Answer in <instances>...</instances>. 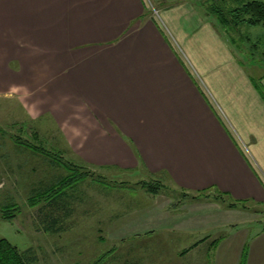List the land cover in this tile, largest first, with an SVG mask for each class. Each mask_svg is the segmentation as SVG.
Instances as JSON below:
<instances>
[{"label":"crops","instance_id":"0c3cea01","mask_svg":"<svg viewBox=\"0 0 264 264\" xmlns=\"http://www.w3.org/2000/svg\"><path fill=\"white\" fill-rule=\"evenodd\" d=\"M196 1L0 0V90L86 165L264 205V94ZM201 199L119 217L103 264H264V223Z\"/></svg>","mask_w":264,"mask_h":264},{"label":"rangeland","instance_id":"374dc122","mask_svg":"<svg viewBox=\"0 0 264 264\" xmlns=\"http://www.w3.org/2000/svg\"><path fill=\"white\" fill-rule=\"evenodd\" d=\"M244 1L246 0H226L225 2L200 0L201 13L204 12V8L209 12L208 10L214 5L220 7L222 4V7L233 8ZM149 8L152 12L151 9L158 7L153 4ZM211 14L214 17L212 21L216 19V24H220L217 15L212 12ZM220 26L221 28L217 26V30H222V33L224 32L228 36L229 45L234 55L238 57L239 62L245 67L247 66L248 72L252 75L251 78L255 80L264 94V85L260 79L264 69L260 66L257 52L250 50V43L264 35V25L249 27L242 24L238 26L237 31L226 29L221 24ZM247 37L250 38V42L246 40ZM249 51L254 52L253 57L249 55ZM203 87L207 91L206 87ZM3 93L5 92L0 90V210L4 204L15 202L18 204L20 212L15 218L9 220L2 219L0 215V238H6L19 250H28L29 255L33 256L35 260L31 264H91L92 259L101 253V247L103 249L115 245L108 241L106 243L99 241L98 238L106 239L108 227L119 217H122L120 220L132 219L134 214L141 217L142 212L148 210L145 213L148 214L158 207H162L159 211L163 214L165 211L170 212L171 210L178 212L183 207L186 208L190 204L203 201L192 198V193L184 192L185 195L167 178L152 175L143 169L124 171L115 167L100 168L86 165L67 148L51 117L46 116L40 120H32L25 113L19 101L7 99ZM221 115L230 132L243 145L244 142L240 134L238 135L224 114ZM24 140L35 143L42 141L53 153L58 150L63 151L64 157L72 158L76 164L84 165L95 176L103 180V182L92 183L87 179L78 187L76 200L74 199L72 204V215L65 220V229L59 233H47L38 228L36 209L28 206L26 202L32 184L43 179L47 174V169L43 164L42 160L45 157L42 154H34L28 148L23 147L21 143H17ZM144 182L157 183L162 188L156 195H153L143 188L142 183ZM206 195L207 198L203 199H207L211 203L216 202L223 209L243 211L242 216L246 219L240 223L243 222L241 225H244L245 228H252L256 231L264 223V205L244 201L237 207L228 208L225 196H219L216 192H206ZM111 231H113L112 228ZM206 233L211 234L212 232H201V237L209 238L207 242L217 239L214 234L205 236ZM171 235L163 234L156 238H159L157 241L158 244H161L160 247H165L166 238H172L173 240L168 241L171 244L166 246L172 247V251H176L175 245L179 239L171 237Z\"/></svg>","mask_w":264,"mask_h":264},{"label":"trees","instance_id":"16d2710c","mask_svg":"<svg viewBox=\"0 0 264 264\" xmlns=\"http://www.w3.org/2000/svg\"><path fill=\"white\" fill-rule=\"evenodd\" d=\"M221 1L225 2L226 0ZM211 8L208 11L215 13L222 27L226 29L229 28L237 31L238 26L242 24L249 27L264 25V0H246L239 6L233 8L222 7V4H220V7L214 5ZM246 40L250 42L249 37ZM250 50H255V53L257 52L260 66L264 69V35H261L256 41L250 43ZM254 52L249 51V55L253 57ZM261 78H264V72ZM35 137H38L37 134ZM17 143H21L23 147L28 148L34 154H42L45 157V159L41 160L44 166H46L47 174L43 179L32 184L33 186L29 190L30 193L26 202L28 206L36 209L38 228L47 233H59L65 229V220L72 215V204L74 199L76 200L78 187L87 179L92 183L103 182V180L95 176L84 165L76 164L72 158L64 157L63 151L58 150V152L53 153L42 141L35 143L24 140L22 142L18 141ZM32 152L31 154L33 155ZM142 186L148 193L153 195H156L159 189L162 188L157 183L149 184L144 182ZM179 190L182 193L186 192L183 189ZM206 192L200 191L192 193L191 195L192 198L198 200L207 198ZM186 193L184 194L186 195ZM216 193L219 196H225L227 198L226 206L228 208L237 207L239 203L244 202L234 200L225 192L217 191ZM19 212L18 204L9 202L2 206L0 215L2 219L9 220L15 218ZM98 240L102 241V238H98ZM215 241L213 240L212 244ZM104 257V253L98 254L96 258L94 257L92 259L91 264H103ZM34 261V257L29 255L28 250H19L6 238H0V264H31Z\"/></svg>","mask_w":264,"mask_h":264},{"label":"built area","instance_id":"2783aa9c","mask_svg":"<svg viewBox=\"0 0 264 264\" xmlns=\"http://www.w3.org/2000/svg\"><path fill=\"white\" fill-rule=\"evenodd\" d=\"M157 14V12H155Z\"/></svg>","mask_w":264,"mask_h":264}]
</instances>
